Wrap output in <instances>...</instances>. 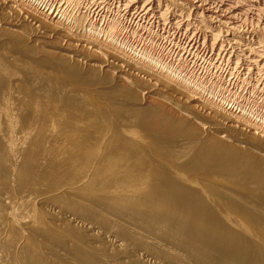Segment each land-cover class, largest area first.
I'll list each match as a JSON object with an SVG mask.
<instances>
[{
    "label": "bare ground",
    "instance_id": "obj_1",
    "mask_svg": "<svg viewBox=\"0 0 264 264\" xmlns=\"http://www.w3.org/2000/svg\"><path fill=\"white\" fill-rule=\"evenodd\" d=\"M155 1L125 3L260 66L264 27L199 11L264 0ZM60 2L0 0V264H264L263 112L136 47L107 0Z\"/></svg>",
    "mask_w": 264,
    "mask_h": 264
},
{
    "label": "rangeland",
    "instance_id": "obj_2",
    "mask_svg": "<svg viewBox=\"0 0 264 264\" xmlns=\"http://www.w3.org/2000/svg\"><path fill=\"white\" fill-rule=\"evenodd\" d=\"M126 1H128V0H126ZM139 1H142V0H139ZM193 1H195V3H198V0H191L192 3H193ZM48 2L53 4V6H54L53 11H55V13L56 12L58 13V10L60 12H62L63 10L65 11V9L67 8L65 6L64 2L61 3L60 0H51V2H50V0H48ZM156 2L157 1H155V0H151V1L146 0V5L145 4L144 5H145L146 9H150V7L153 3L152 9H154V8H156L155 4H154ZM212 2H214V1H211L210 3H204L203 8L201 7L200 11L199 10L198 11L200 13L203 12L206 16L213 17L214 19L212 20V22H214L213 23L214 26L219 25V24H217V22H219V20H222V18H224L223 19L224 22H228V23L230 22V24H233V25L235 24V26H237V27L241 26L243 28L244 33L252 32L251 30L254 28L255 24L256 25L259 24V27L261 26L260 27L261 29L264 27V16H263V18L260 17L263 15L262 13L260 14V16H258L259 14L256 11L259 8H261V9L263 8V10H264V6L260 5L258 7L257 5H254L252 7H243L244 5H239V6H241L239 8H240V11L242 13L240 11H238L237 18H235L234 21H227V20H225V18H229V15H230L229 14L230 11H228L227 9H229L231 6L235 8L238 5H236V4L231 5L229 3H225V4H228L230 6H228V5L224 6L223 3H214L213 4ZM106 3H109L110 8L103 6V8L101 9L103 11V15H106V17H114L115 13L121 14L123 16V18L125 19V21L123 20V23H124L123 25L125 26L124 30H123L124 36L129 37L130 40L135 43L136 47H138V48H144V47L152 48L153 47L156 54L163 55V56L167 57L168 59H170V61H174V62H177V58L179 59L180 56H183L187 61H190L194 64L195 67L193 66V68H192V70H193L192 72L194 73V75H196L200 78H204L206 80V82H208V83L211 82L215 86L219 85L220 82L225 83L228 87L227 88L225 85L224 86L225 89H227V90L233 89L232 93L238 94V95H236V98L238 99L239 102H242L244 105H248V107H254V108L259 109V111L263 112V115H264V109H263L264 107L262 108V106H264V68H263V66H264V55L261 56L260 58L258 57L256 59H254V61L258 59L257 61H259V63H260L259 64L260 66H258V69H257V67L253 68L251 66L249 68L250 69L249 70L246 65H243L244 62H242V61L239 62L240 65H239V63H238V65L235 64V66H236L235 67L234 61H237V59L235 57H237L238 53L240 52L239 51L240 48L236 47L234 45L233 41H231L230 33L229 34L225 33V35L227 34L226 35L227 37L226 36L222 37L221 38L222 40L220 39V41H218L219 43L218 42L216 43L217 44V47H216V45L213 43L214 41L208 36V34H205V32H203L199 28L198 22L195 20L194 17L190 18L189 20H188V18L185 19V18H181V17H180L181 19L178 17V18H175V20H174V18L169 17L170 21L168 20V21H165L166 23L165 22L161 23V21H160L161 19L158 15V12L156 13L154 11L146 12V11H142V10H135L134 7H128L129 5L126 6L125 0H114V1L113 0H107ZM140 3H145V1L140 2ZM113 4H114V6H113ZM199 4L201 5V3H199ZM141 6L143 7V5H140V7H138V8L141 9L142 8ZM195 6H198V5H195ZM220 6H222V7H220ZM191 8L195 12V9H194L195 7H191ZM247 10L248 11L253 10V11H249V13H245V11H247ZM210 11H211V13H209ZM212 12H214V13H212ZM254 12L255 13L257 12V13L255 14ZM219 16H221V17H219ZM246 16H248V17H246ZM246 18H248V19H246ZM180 23H181V25H180ZM192 25L194 27H198V29L200 31L197 28H194ZM31 37H34L33 39H36L34 34L31 35ZM206 38H207V41H206ZM225 41L228 44H230L231 47ZM219 44H223V45H219ZM228 48H230L231 50ZM5 52L13 53L14 51H13V48L11 47L10 49L7 48V50ZM229 53L232 55L233 59H235L234 61L231 60V62H230V60H229L230 54ZM218 54H220V55H218ZM249 56H251V55L247 54L246 58L247 57L249 58ZM251 68H253V69H251ZM260 69H262V70H260ZM208 78H210V79H208ZM215 81H217V82H215ZM253 84H254V86H253ZM249 85H250V87H249ZM234 86H236V87H234ZM235 88H236V90H235ZM226 95H229L228 91H227Z\"/></svg>",
    "mask_w": 264,
    "mask_h": 264
}]
</instances>
